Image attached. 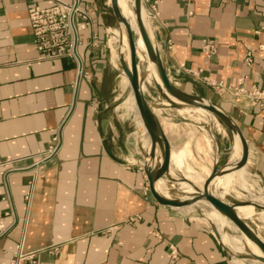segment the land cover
I'll use <instances>...</instances> for the list:
<instances>
[{
    "label": "crops",
    "instance_id": "crops-1",
    "mask_svg": "<svg viewBox=\"0 0 264 264\" xmlns=\"http://www.w3.org/2000/svg\"><path fill=\"white\" fill-rule=\"evenodd\" d=\"M108 1L79 0L92 17L97 39L95 46H88L86 33L80 34L78 51L86 77L76 81L72 58L39 59L33 46L28 9L48 7L51 0H0V225L6 228L0 236V264H9L20 241L25 251L36 253L35 264H166L170 244L177 251L174 264H239L242 259L216 239L212 219L198 203V218L191 215L194 205L188 209L157 203L142 169L144 161L135 158L141 149L127 154L112 111L119 78L121 88L125 82L116 61V41L110 42L119 24L103 10L110 11ZM153 5L157 14L147 15L145 22L169 78L230 114L247 141L248 159L242 167L257 184L236 181L229 189L245 190L235 192L238 201L264 196V108L247 101L232 105L203 81L205 77L235 86L243 79L246 88H264V0H144L146 14ZM204 39L216 46L210 58L201 51ZM173 126L167 123L166 131ZM59 129L58 152L38 161ZM166 131L170 153L198 138L193 134L179 144L182 134ZM212 140L210 135L211 164L193 148L210 171L216 156ZM235 146L232 136L227 165L238 153ZM173 171L184 181L180 170ZM211 186L220 199L229 192ZM256 216L241 219L264 240V231L255 224L262 220ZM235 230L237 236L226 234L241 239ZM253 262L249 264H261Z\"/></svg>",
    "mask_w": 264,
    "mask_h": 264
},
{
    "label": "water",
    "instance_id": "water-1",
    "mask_svg": "<svg viewBox=\"0 0 264 264\" xmlns=\"http://www.w3.org/2000/svg\"><path fill=\"white\" fill-rule=\"evenodd\" d=\"M131 6L138 33L145 46L146 56L148 60L154 64L156 73L159 78V82H154V87L157 92V98L160 100L157 105H159V107L163 110L178 109L182 106H187L190 108H203L211 113L232 134V136H237L240 145V157L229 167L227 165V162H225L223 165L219 164V149L217 148V158L211 167L209 175L203 183L202 189L200 190L195 187L194 193H191L188 199H179L174 196L167 197L160 194L155 189L154 183L160 178L166 177L168 181L172 182L171 185L174 186V184L178 185L182 177H179V180H177L176 178L171 177L169 174L171 152L170 144L165 132L161 127L159 119L153 113L151 106L146 100L145 95L141 89V76L138 70L139 60L137 59L135 33L132 30L130 22L121 14L117 4V0H109L110 11L106 8H104L103 10L105 12L108 11L109 13H111L117 24L122 23L124 25L129 49V63L125 61L121 53L118 54L119 68L128 79L136 109L139 113L145 131L149 137V149L147 151L141 150L143 153H138L135 158L138 161H144L142 169L145 173L151 195L160 205L170 206L174 208L197 204L203 200L206 201L219 214L231 221L238 229L240 234L253 242L261 251V255H257L250 249H246L245 253L243 255H238V257L244 259H254L261 264H264V240H262L259 235L254 232V230L248 225L246 220L241 219L238 216L235 210L237 206L251 205L256 211H261L264 210V204L255 203L253 201H238L235 203H228L214 195L209 189L211 181L215 177L222 176L246 164L249 148L241 128L233 119V117L216 103L202 96H199L198 94L185 92L173 83V81L167 74L166 67L162 60L160 48L154 42L153 37H150L149 32L147 31V28L145 26L147 15L144 10V0H132ZM137 146L141 148V145L137 144ZM209 224L216 239L231 254L227 246L222 243L216 227L212 223Z\"/></svg>",
    "mask_w": 264,
    "mask_h": 264
},
{
    "label": "built area",
    "instance_id": "built-area-1",
    "mask_svg": "<svg viewBox=\"0 0 264 264\" xmlns=\"http://www.w3.org/2000/svg\"><path fill=\"white\" fill-rule=\"evenodd\" d=\"M157 14L153 5L146 14L155 17ZM33 46L38 52L39 59L53 60L59 57H70L76 64V81L80 77H86L83 65V57L78 51V46L82 44L80 34L86 33L88 46H95L97 35L93 29V20L87 10L79 5V0L64 2L51 0L48 7L42 8L32 6L28 9ZM202 53L210 58L216 53L214 41L202 40ZM245 62L250 65L252 58L250 54L245 57ZM195 75V73H193ZM203 81L209 84L219 95H224L226 100L232 104L247 101L251 107L264 108V88L252 85L246 88L243 79H239L235 86L226 85L222 81H211L203 77ZM76 86V83H74ZM61 134L57 130L52 138L51 145L42 154L38 161H44L53 157L60 147ZM29 193L26 194L28 199ZM132 220V219H131ZM6 228L0 225V236L4 234ZM168 261L166 264H174L177 251L174 245H168ZM36 253L25 251L23 242H18L12 252L9 264H35Z\"/></svg>",
    "mask_w": 264,
    "mask_h": 264
},
{
    "label": "rangeland",
    "instance_id": "rangeland-1",
    "mask_svg": "<svg viewBox=\"0 0 264 264\" xmlns=\"http://www.w3.org/2000/svg\"><path fill=\"white\" fill-rule=\"evenodd\" d=\"M129 2L131 1L126 0L127 5L131 6V3ZM108 36L105 38V42ZM136 37L137 35L135 33V41H136ZM137 59L139 60L138 64L141 63L140 64V76L141 78H143V83H142L144 86L143 93L145 95L146 100L148 101L149 105L154 106L159 109V111L157 112V117L161 119L160 121H162L163 124L171 123L172 125H174L169 131H166L168 127L166 128L165 131L167 133L168 132L172 133V132L177 131V133L182 134L183 137L179 139V144H182L184 140H187L193 134L197 135L198 138L195 141V143L194 144L192 142L190 143L191 153L193 154V148H195L196 151L201 155V159L204 161L206 160L210 161L209 164H211V159L213 157V154L211 153L212 151L210 153L208 152V150L211 149L210 135H212L213 136V140H212L213 151L215 155L217 156V148L219 149V153H218L219 164L223 165L227 161L228 155L231 151L232 134L221 123L219 124L217 119L211 113L206 114V113H203L202 111L197 110L196 108H190V107H186L187 109L185 110H180V108H178L177 111L171 110V109H166V110L161 109L159 105H157L160 100L157 98V92L154 87V83L152 82V77L149 75V71H150L149 64L147 68L146 63H144V53L137 50ZM118 70L120 71L119 68ZM121 77L123 81L125 82L123 83L125 87L121 88V85H122L121 78H119V85L117 86L118 90L116 92L117 99L115 100V103L112 106V111L119 121L118 123L120 125V138L121 137L125 138L126 143H127V146H126L127 154H129V152L131 153L133 151H139V150H135V148L139 149V147L137 146V137L141 135V133L144 130V127L136 119L135 104L130 102L131 105H129L130 86H129L128 79L125 76V74L122 72V70H121ZM122 101H123V104L120 107H117L119 104L122 103ZM173 114L175 115L173 116ZM207 134L208 135L210 134V135L208 136ZM190 144L188 143L187 145H190ZM176 146L178 145H174L173 148H176ZM196 151H195V155L193 154L194 159H190L189 157H186V158H183L182 161L179 160L177 157L178 152L170 153L169 169L172 172V173L170 172V176L171 177L175 176L179 180L180 174L179 172L175 173L173 171L174 168L180 170L183 173V175H185L188 171L190 172L193 169L199 172H204L206 175V172L204 170V166L206 164L204 163L201 164L202 161L197 156L198 153ZM192 165L193 166L197 165L198 166L197 169H195ZM164 179L168 185L172 184V182L168 181L166 177H163L162 180ZM237 181L257 184V181L255 179H251L247 173L244 174V176H242V178ZM232 184L234 185L235 182L228 184V181L227 182L224 181L223 184L221 183L216 184L214 188L216 189L223 188V189L228 190L230 187H233ZM176 187L177 185L174 184V188ZM235 188L236 190L229 189V192L223 194L221 199L228 203L238 202L235 192L237 191L243 194L244 193L246 194V192L240 187H235ZM219 190L220 189H218L217 192H219ZM250 200L253 202H264V196L262 194L256 197L248 196V201ZM193 205H194V208H193L194 212L191 215L195 218L202 217L200 207L195 206V204ZM256 219L264 221V212L258 214L256 216ZM220 221H221V218L219 219V222ZM262 221L255 222V224L258 226L259 230L264 231V222ZM226 225L229 226V229H231L229 230L228 228H225V231L227 233L231 235H235V236L238 235V233L235 230V227H231V221L228 220ZM258 255H261V254H258ZM257 263H260V262L257 261ZM239 264H241L240 260H239Z\"/></svg>",
    "mask_w": 264,
    "mask_h": 264
},
{
    "label": "bare ground",
    "instance_id": "bare-ground-1",
    "mask_svg": "<svg viewBox=\"0 0 264 264\" xmlns=\"http://www.w3.org/2000/svg\"><path fill=\"white\" fill-rule=\"evenodd\" d=\"M130 1L132 3V0H130ZM117 4H118V7H119L121 14L130 22L132 30L137 35L136 41H135L136 49L138 51H141L144 53V63H146L147 68H148V64L150 65L151 70L149 71V75L152 77V82L153 83L159 82V78H158V75L156 73L155 66L151 61L148 60V58L146 56L145 46H144L143 41H142V39L138 33V30H137V26L135 23V18H134L132 7L127 5L126 0H117ZM129 16H131L132 18H130ZM147 23H149V22H147ZM149 25L150 24L145 23L147 31L149 32V35L152 38V34H151V30H150L151 28L149 27ZM114 32H115L114 34L116 36L111 37L110 42H112V41L117 42L116 43V61H117V65L119 67L118 54L121 53L123 55L125 61L127 63H129V49H128L127 37H126L124 25L122 23H119V29L116 31L114 30ZM140 64H138L139 73H140ZM142 83H143V78H141V89L144 92V86ZM130 100L132 102H134L132 92L130 93ZM186 107L187 106H182L180 108V110H185V109H187ZM151 109H152L153 113L157 116V112L159 111V109L154 107V106H151ZM196 109L199 111H202L203 113H206V114L209 113L207 110H205L203 108L196 107ZM135 116H136L137 121L140 122L141 125H143V123L140 119L139 113L136 109V106H135ZM159 122L161 124L162 121H159ZM161 127L164 131L167 128V124H165V123L163 124V122H162ZM235 138L237 141V146H235L234 150L236 151L238 148V153H237L235 158H234L235 153H233L232 158H234L233 159L234 161L232 163H230L228 165V167L231 166L233 163H235L240 157V145H239L238 137L235 136ZM137 143H139V145H141V148H139V149H141L142 151H147L149 149V146H150L149 137L145 131V128H144L143 132L141 133V135L137 137ZM199 149H200V147H199ZM135 150H138V149L135 148ZM142 151L141 152L139 151V152L142 153ZM177 152H178L177 157L181 161L183 160V158H186V157H189L190 159H194V155L191 153V150H190V145H186L185 148H183ZM208 152L210 153L211 149L208 150ZM157 153H158V150H157ZM174 153H176V152H174ZM216 158L217 157L215 156L213 159V163L215 162ZM204 170L206 172V175L204 172H199V171H196L194 169L191 170L190 172L188 171L185 175H183L184 181L181 180L179 182V185L176 188L169 187V186H167V183L165 180L162 181V180L158 179L154 183L155 189L160 194L167 196V197H173L174 196V197L179 198V199H188L189 195L191 193H194L195 187H197L200 190L202 189L203 183H204L205 179L207 178L208 174L210 173L209 166L205 165ZM246 173H247V171L243 167H240V168H238L236 170H232V171H230V172H228L222 176L215 177L211 181V184L212 183L215 185L219 184V183L223 184L224 181H226V182L228 181V184H231V183H234L237 180L241 179L242 176H244V174H246ZM211 184H210V188H209L210 191H211V187L213 186V185L211 186ZM181 190H184V192H181ZM255 203L264 204V202H255ZM198 204L200 205L201 209L210 217V219L213 220V221L210 220L209 223H212L216 227L217 231L219 232L220 239H221L222 243L225 246H227V248L229 249V251L231 252L233 257L238 258V259H242L241 262L243 264H249V263L253 262L254 259L239 258L238 255H243L245 253L246 249H250L253 253H255L257 255L261 254V251L259 250V248L253 242H251V241L247 242L245 240L246 238L244 236H242L241 234H240L241 237H239L241 239L230 237L228 234H226L227 232L224 230V228H226V226H227L226 225V223L228 222L227 218L222 216L221 214H219L210 204H208L204 200L199 202ZM190 207H191V205H187L186 208L190 209ZM235 210H236V213L238 214V216L240 218L249 217L251 215H258V214L264 212V210L256 211L254 209V207L251 205L237 206L235 208ZM220 218H221V221L219 222ZM202 219H204V218H202ZM243 247L245 249H241Z\"/></svg>",
    "mask_w": 264,
    "mask_h": 264
}]
</instances>
